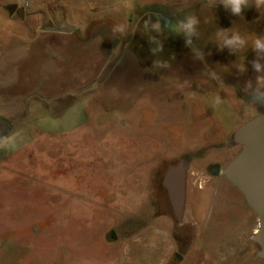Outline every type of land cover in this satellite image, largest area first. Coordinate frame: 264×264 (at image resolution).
I'll return each instance as SVG.
<instances>
[{
  "label": "rangeland",
  "instance_id": "rangeland-1",
  "mask_svg": "<svg viewBox=\"0 0 264 264\" xmlns=\"http://www.w3.org/2000/svg\"><path fill=\"white\" fill-rule=\"evenodd\" d=\"M217 1L0 0V264H264L245 246L254 215L206 170L264 112L250 104L264 4L236 16ZM26 3L24 19L5 10ZM188 17L196 34L177 31ZM58 21L74 31L47 30ZM237 33L243 48L223 46ZM159 162L185 169L192 230H174L164 190L143 182Z\"/></svg>",
  "mask_w": 264,
  "mask_h": 264
},
{
  "label": "water",
  "instance_id": "water-1",
  "mask_svg": "<svg viewBox=\"0 0 264 264\" xmlns=\"http://www.w3.org/2000/svg\"><path fill=\"white\" fill-rule=\"evenodd\" d=\"M216 5L223 6V3L220 0ZM5 10L10 15L25 18V9L17 4H9ZM74 29V26L66 23L47 28L48 31L67 34ZM231 141L241 146L242 150L220 170V175L243 195L246 205L257 216L258 224L250 240L255 257L264 261V112L240 125L231 135ZM180 168L181 165L171 168L165 175L167 188L177 210L184 198V180Z\"/></svg>",
  "mask_w": 264,
  "mask_h": 264
},
{
  "label": "flooded vegetation",
  "instance_id": "flooded-vegetation-1",
  "mask_svg": "<svg viewBox=\"0 0 264 264\" xmlns=\"http://www.w3.org/2000/svg\"><path fill=\"white\" fill-rule=\"evenodd\" d=\"M166 21H168V20H166ZM171 21H174V20H169L168 22H171ZM174 22H176V21H174ZM61 23H63V22L62 21H58L57 24H56V26L57 25H60ZM205 74H207V73H205ZM240 125H242V124H240ZM237 128L234 131L228 133L227 136L224 137L221 145L219 144V146H220L219 148H222V149H224L226 151L235 150V154L232 157V159L236 155H238L241 152V150H242L241 146H239L237 144H234L231 141V135L237 130ZM232 159H230L224 166H220V164L218 162H213V163L208 164L207 169H206L207 170V173L208 174H211V175H214V176H221L220 175V170L222 168H224ZM179 165H181V162L175 163L174 165H168L167 164L166 169L162 173L161 172L162 162H159L156 165L151 164L150 168H148V171H147V173L145 175L146 177H144V179H143V182H146V185H148V186H153V187H157L159 190H164L165 195H166V198L168 200V204H169V206L171 208L172 216H173V218L175 220V223L173 225V229L174 230H181L184 227L187 230H192L193 228H192V225L191 224H187L186 226H184V223L182 222V213H183L184 202H185L184 199H185V188H186V185H185V169L182 166L180 168L181 169L180 171L182 172L183 180H184V182H183L184 198H183V204L180 206V208L178 210H177L176 205L174 204V202L171 199L169 190H168L167 185H166L165 175L167 174V172L171 168H176ZM237 192H238V195H239V198H240V201H239L240 202V205H242V207H244V209L248 210L249 212H251L254 215V218H252V216H250L249 219H247L245 221V226L246 225L247 226L254 225L255 228H256L257 227V224H258L257 216L248 208V206L245 203V200H244L243 195L238 190H237ZM209 206H206V207H209ZM108 235H110L109 238H111L112 240H115L116 239V236H115L114 232H110V233H108ZM251 236H252L251 233L249 235H247V238H246V242L247 243H246L245 246L255 256L254 246H253V244H252V242L250 240ZM174 258L175 259L181 258V256L176 252L174 254ZM262 262H264V261H262Z\"/></svg>",
  "mask_w": 264,
  "mask_h": 264
},
{
  "label": "clouds",
  "instance_id": "clouds-1",
  "mask_svg": "<svg viewBox=\"0 0 264 264\" xmlns=\"http://www.w3.org/2000/svg\"><path fill=\"white\" fill-rule=\"evenodd\" d=\"M223 3V6L225 9H228L229 6L231 8V13L233 15L239 16L242 14V10L246 7H249L248 0H221ZM264 4V0H255V7L257 9L260 8V6ZM187 23H185L183 20L178 22L177 31L178 32H184V31H191L194 34H196V29L194 28V25L198 24V20L195 17H188ZM154 27L159 28V25H155ZM190 43V40L186 41ZM247 41L241 37L238 33L233 34L230 38L226 35H223V46H229L230 48H233V50H238L240 48H243L246 45ZM253 51L257 53V59L251 61L253 69L259 73L261 72V66L259 63L260 59V52H264V37H257L253 41ZM264 87V79L257 78V90L252 95V100L250 101V104H262L264 105V93H260L258 91L259 88ZM216 104L220 103L219 97L215 100Z\"/></svg>",
  "mask_w": 264,
  "mask_h": 264
},
{
  "label": "crops",
  "instance_id": "crops-1",
  "mask_svg": "<svg viewBox=\"0 0 264 264\" xmlns=\"http://www.w3.org/2000/svg\"><path fill=\"white\" fill-rule=\"evenodd\" d=\"M87 7L93 11L108 12L118 10L119 8L127 7L135 0H83ZM68 24V23H66ZM69 25V24H68Z\"/></svg>",
  "mask_w": 264,
  "mask_h": 264
},
{
  "label": "built area",
  "instance_id": "built-area-1",
  "mask_svg": "<svg viewBox=\"0 0 264 264\" xmlns=\"http://www.w3.org/2000/svg\"><path fill=\"white\" fill-rule=\"evenodd\" d=\"M27 7V3L23 5V8Z\"/></svg>",
  "mask_w": 264,
  "mask_h": 264
},
{
  "label": "bare ground",
  "instance_id": "bare-ground-1",
  "mask_svg": "<svg viewBox=\"0 0 264 264\" xmlns=\"http://www.w3.org/2000/svg\"><path fill=\"white\" fill-rule=\"evenodd\" d=\"M172 185H174L175 184V182H170Z\"/></svg>",
  "mask_w": 264,
  "mask_h": 264
}]
</instances>
